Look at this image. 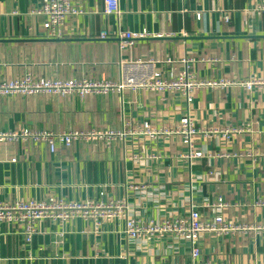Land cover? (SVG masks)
I'll use <instances>...</instances> for the list:
<instances>
[{
    "label": "crops",
    "instance_id": "1",
    "mask_svg": "<svg viewBox=\"0 0 264 264\" xmlns=\"http://www.w3.org/2000/svg\"><path fill=\"white\" fill-rule=\"evenodd\" d=\"M72 2L83 13L65 20L63 39L51 40L44 18L32 14L41 0H0V82L27 73L35 79L118 82L121 60H155L169 80L186 69L183 60L195 61L189 71L202 82L264 79V14H252L264 0H119V15H107L103 0ZM102 32L110 38L100 39ZM125 32L149 37L121 50L118 37ZM188 115L197 130L207 132L195 139L194 149L204 155L193 162L181 158L188 149L172 133ZM240 127L247 130L230 143L211 134ZM23 129L128 135L78 141L55 154L46 143H1L0 203L126 201L131 216L157 222L185 216L193 205L203 219L222 215L248 228L205 234L202 260L264 264V88H200L190 107L177 91L0 97V132ZM220 198L231 207L215 210ZM124 230L123 220L103 221L99 235L83 219L46 220L27 244L19 226L2 225L0 264L191 260L190 245L173 235L131 241Z\"/></svg>",
    "mask_w": 264,
    "mask_h": 264
},
{
    "label": "built area",
    "instance_id": "2",
    "mask_svg": "<svg viewBox=\"0 0 264 264\" xmlns=\"http://www.w3.org/2000/svg\"><path fill=\"white\" fill-rule=\"evenodd\" d=\"M105 13L107 15H119V0H103ZM83 12L73 5L72 0H41V5L32 14L44 18L42 25L46 39H63V28L65 20L70 16H78ZM249 12H246V14ZM252 14H264V5L256 8ZM201 18V14H198ZM225 21L230 22V17L225 16ZM149 37L147 32L133 33L125 32L119 35V46L121 50L134 46L135 42ZM110 38L107 32H102L100 39ZM201 61H205L204 59ZM194 60H183L186 69L179 72L174 78L166 79L158 62L155 60H121L119 62L118 82H96L92 80H53L48 78L35 79L27 73L8 82H0V97L9 96H34L40 94L70 96L77 95L85 98L92 95H106L108 93L122 94L128 90L136 92H166L177 91L182 93L187 101L188 107L193 104L194 92L200 88H226L240 86L247 91L255 88H264V79H249L243 82L221 81H198L189 71V63ZM168 64H174L167 60ZM147 128V126H146ZM247 128L227 129L223 131L209 132L220 135L226 142L230 143L234 136L243 133ZM148 132L151 137L155 133ZM182 139V143L188 149L181 158L193 162L203 158V153L194 149L196 137L207 132L197 130L194 120L188 115L185 117L178 129L172 132ZM127 132H97L94 130L69 131L64 133H53L50 131H35L23 129L17 132H0V144L4 142H27L36 144L46 143L52 154L57 152L59 146L71 147L78 141H98L124 139ZM225 156V155H223ZM248 156H251L248 154ZM229 157V155H227ZM16 162V160H12ZM231 207L223 199H219L213 208L223 211ZM73 219L90 221L94 225L95 235L100 234V228L105 220H123L125 222L124 233L128 240H139L147 235L166 236L173 235L177 240H183L190 245V262L188 264H212L202 260L201 241L205 234H235L247 231L245 226H237L228 222L222 215H215L209 219H203L197 207L191 205L190 211L185 216L167 218L159 222L154 220L144 221L130 215V206L126 201L65 203L55 199L48 201L16 202L14 204L0 203V234L2 225H13L21 228L24 242L31 244L33 238L38 234L39 223L50 220L54 223H64ZM62 236V234H61ZM62 241V240H61ZM60 241V242H61ZM59 242V243H60Z\"/></svg>",
    "mask_w": 264,
    "mask_h": 264
}]
</instances>
